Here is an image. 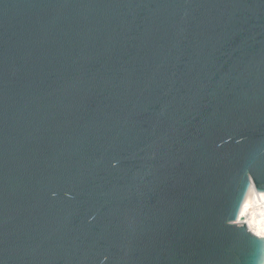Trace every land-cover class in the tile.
Masks as SVG:
<instances>
[{
  "label": "water",
  "instance_id": "water-1",
  "mask_svg": "<svg viewBox=\"0 0 264 264\" xmlns=\"http://www.w3.org/2000/svg\"><path fill=\"white\" fill-rule=\"evenodd\" d=\"M252 186L264 0H0V264H264Z\"/></svg>",
  "mask_w": 264,
  "mask_h": 264
},
{
  "label": "clouds",
  "instance_id": "clouds-1",
  "mask_svg": "<svg viewBox=\"0 0 264 264\" xmlns=\"http://www.w3.org/2000/svg\"><path fill=\"white\" fill-rule=\"evenodd\" d=\"M255 197V189L253 188L248 198L244 201L241 217L251 213V220H249V230L259 238H264V195L259 194L258 198Z\"/></svg>",
  "mask_w": 264,
  "mask_h": 264
},
{
  "label": "snow or ice",
  "instance_id": "snow-or-ice-1",
  "mask_svg": "<svg viewBox=\"0 0 264 264\" xmlns=\"http://www.w3.org/2000/svg\"><path fill=\"white\" fill-rule=\"evenodd\" d=\"M252 190V188H249V192ZM261 195H264V192H260ZM230 231L243 234V231L241 229H231ZM252 243H257V241L252 240L251 237H247ZM261 241H264V238H260Z\"/></svg>",
  "mask_w": 264,
  "mask_h": 264
},
{
  "label": "bare ground",
  "instance_id": "bare-ground-1",
  "mask_svg": "<svg viewBox=\"0 0 264 264\" xmlns=\"http://www.w3.org/2000/svg\"><path fill=\"white\" fill-rule=\"evenodd\" d=\"M254 188V186H252V189ZM255 189V188H254ZM259 192L258 191H256V189H255V197L254 198H258L259 197ZM251 213L249 214V215H246V217L245 218H243V219H241V221H243V222H249V220H251Z\"/></svg>",
  "mask_w": 264,
  "mask_h": 264
}]
</instances>
